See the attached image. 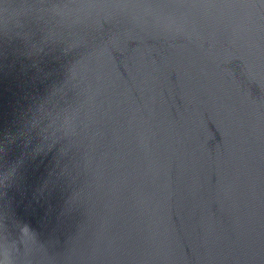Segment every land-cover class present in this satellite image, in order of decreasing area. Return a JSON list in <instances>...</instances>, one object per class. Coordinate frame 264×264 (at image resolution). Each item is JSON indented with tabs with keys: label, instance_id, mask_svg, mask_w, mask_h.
I'll use <instances>...</instances> for the list:
<instances>
[{
	"label": "water",
	"instance_id": "water-1",
	"mask_svg": "<svg viewBox=\"0 0 264 264\" xmlns=\"http://www.w3.org/2000/svg\"><path fill=\"white\" fill-rule=\"evenodd\" d=\"M0 264H264V0H0Z\"/></svg>",
	"mask_w": 264,
	"mask_h": 264
},
{
	"label": "clouds",
	"instance_id": "clouds-1",
	"mask_svg": "<svg viewBox=\"0 0 264 264\" xmlns=\"http://www.w3.org/2000/svg\"><path fill=\"white\" fill-rule=\"evenodd\" d=\"M28 227L27 226H25V228L23 229V231L25 232V233H27L28 232Z\"/></svg>",
	"mask_w": 264,
	"mask_h": 264
}]
</instances>
